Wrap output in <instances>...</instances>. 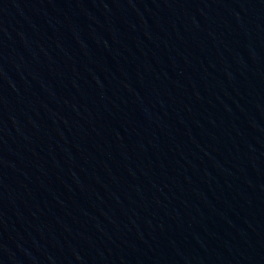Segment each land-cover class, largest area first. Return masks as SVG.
<instances>
[{"label": "water", "instance_id": "95a60500", "mask_svg": "<svg viewBox=\"0 0 264 264\" xmlns=\"http://www.w3.org/2000/svg\"><path fill=\"white\" fill-rule=\"evenodd\" d=\"M0 264H264V0H0Z\"/></svg>", "mask_w": 264, "mask_h": 264}]
</instances>
